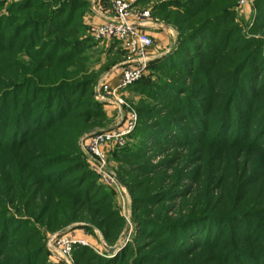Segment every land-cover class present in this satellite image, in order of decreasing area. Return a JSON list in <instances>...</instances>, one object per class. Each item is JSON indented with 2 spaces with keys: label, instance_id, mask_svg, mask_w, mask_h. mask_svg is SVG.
<instances>
[{
  "label": "rangeland",
  "instance_id": "rangeland-1",
  "mask_svg": "<svg viewBox=\"0 0 264 264\" xmlns=\"http://www.w3.org/2000/svg\"><path fill=\"white\" fill-rule=\"evenodd\" d=\"M186 2L162 1L195 18L165 20L117 105L103 86L127 55L93 37L92 0H0V264H61L66 233L75 264H264V0ZM132 111L107 183L84 139Z\"/></svg>",
  "mask_w": 264,
  "mask_h": 264
},
{
  "label": "built area",
  "instance_id": "built-area-1",
  "mask_svg": "<svg viewBox=\"0 0 264 264\" xmlns=\"http://www.w3.org/2000/svg\"><path fill=\"white\" fill-rule=\"evenodd\" d=\"M135 2L136 0H110V17L92 27L95 39L116 42L127 55L126 60L113 72L117 83L113 86L105 83L103 86L104 94L112 96V101L117 105L124 104L119 95L121 90L136 82L146 71L153 43L150 35L141 30L150 17L149 12H135ZM135 123L136 113L132 111L128 113L122 126L91 133L84 139L83 147L94 163L91 164L93 169L107 183H114V179L106 171V154L124 143L123 139L134 128ZM76 243L87 245L84 240L75 239L74 234H56L50 238L49 247L61 264H75L71 251Z\"/></svg>",
  "mask_w": 264,
  "mask_h": 264
},
{
  "label": "crops",
  "instance_id": "crops-1",
  "mask_svg": "<svg viewBox=\"0 0 264 264\" xmlns=\"http://www.w3.org/2000/svg\"><path fill=\"white\" fill-rule=\"evenodd\" d=\"M131 1V0H129ZM163 0H143L142 4H146L149 3L152 5L148 6V8L146 7L147 11L150 12L152 11V13H155L154 9H158V6L162 3ZM92 2H94L95 4V12H94V16H93V20L97 23H102L103 21H105L106 19H108L111 15V10L108 8V4L105 0H92ZM148 4V5H149ZM136 5V4H135ZM153 9V10H152ZM150 15V13H149ZM151 19V20H150ZM153 21H157L156 22H152ZM153 23V24H152ZM165 20L163 18H161L158 15H155L153 17H149L147 23L142 26L141 30L145 33H147L148 35H150V37H155L156 40L158 41H167L170 37L175 36V34H177V32L170 27V25H166L164 24ZM157 25H161L163 27V30H159L157 28H155V26ZM151 53V49L149 50V54ZM117 83V80L115 82V84ZM114 82H112V85H115ZM111 85V86H112Z\"/></svg>",
  "mask_w": 264,
  "mask_h": 264
},
{
  "label": "trees",
  "instance_id": "trees-1",
  "mask_svg": "<svg viewBox=\"0 0 264 264\" xmlns=\"http://www.w3.org/2000/svg\"><path fill=\"white\" fill-rule=\"evenodd\" d=\"M140 1H143V0H140ZM171 0H169V2H170ZM185 2L187 1V0H184ZM193 1V0H192ZM202 1H204V2H202V5H200V6H198V7H196V8H198V10H199V12H202V11H205V10H216L218 7H219V5H221V3L223 2V1H226V0H202ZM185 5H187V6H191L192 5V2L190 1L188 4H187V2H186V4ZM215 7V8H214ZM190 8H186V10L187 11H189V12H186L187 14H189V17H188V19L189 18H195V12H194V10L193 11H191L190 12V10H189ZM220 10H226V9H220ZM217 12V11H216ZM164 14V15H163ZM172 14H174V12H171L170 10H167L166 9V5L165 4H163V3H161L159 6H158V9L155 11V15H158V16H163V19L164 20H168L169 19V17L172 15ZM168 17V18H167ZM177 19H178V17L174 14V17H173V23H175L176 25H178V26H176L177 27V29L178 30H181L182 29V27H183V25H185L186 23H187V21H188V19H186V18H183V19H180L179 21H177ZM47 190V189H46ZM46 190L42 193V198L43 199H45L46 200V198L47 197H49V195L48 194H46ZM50 192V191H49ZM47 193H48V190H47ZM48 199V198H47ZM47 204V203H46ZM59 207L61 208V209H65V210H68L69 212H72L73 213V215H72V218L73 219H75V220H77V219H79V217L78 216H80V215H82V213L85 215V217H87V218H91L92 219V216L95 214H97V212H92V211H90V210H84L85 212H81V211H83V209L81 208V205H83V204H77V202H74V201H72L71 202V204H69V205H66V204H64V203H59ZM44 204H43V206H42V204L40 205V210L41 209H43L44 208ZM80 207V209L78 210V212L77 213H75L76 211H77V209ZM55 211V210H54ZM56 211H57V209H56ZM72 219V220H73ZM71 222V221H70ZM59 226V225H58ZM57 226V227H58ZM56 227V226H55ZM56 227V228H57Z\"/></svg>",
  "mask_w": 264,
  "mask_h": 264
}]
</instances>
